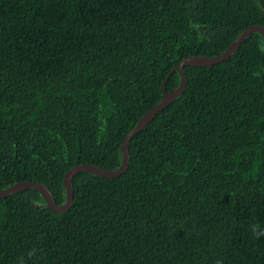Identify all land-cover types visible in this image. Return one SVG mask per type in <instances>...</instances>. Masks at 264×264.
<instances>
[{
  "label": "trees",
  "instance_id": "1",
  "mask_svg": "<svg viewBox=\"0 0 264 264\" xmlns=\"http://www.w3.org/2000/svg\"><path fill=\"white\" fill-rule=\"evenodd\" d=\"M264 0H0V189L79 163L114 169L124 134L188 55L220 54ZM127 143L123 173L72 177L64 212L0 198V264H264V54L249 34ZM38 249L36 257L27 253Z\"/></svg>",
  "mask_w": 264,
  "mask_h": 264
},
{
  "label": "water",
  "instance_id": "2",
  "mask_svg": "<svg viewBox=\"0 0 264 264\" xmlns=\"http://www.w3.org/2000/svg\"><path fill=\"white\" fill-rule=\"evenodd\" d=\"M259 33L262 40V52L264 54V27L260 25H249L244 27L236 38L224 49L223 52L214 56H202V55H188L181 59L178 64L170 71H176L179 76V82L176 87L168 91L163 90V85L168 78V74L162 80L160 88V99L150 107L143 115L139 117L136 123L124 134L121 144L120 152L121 158L119 165L114 169H104L92 164L79 163L65 171L62 178V186L64 188V201L62 204H56L53 200L52 194L46 188L45 185L34 181H19L9 186L0 189V198L9 194L24 190L33 189L37 191L43 199L44 206L53 212L66 211L72 201V177L78 172H87L89 174L100 176L104 178H112L120 175L124 172L128 164V152L127 143L130 138L145 128L149 121L155 116V114L166 107L172 102L178 95H180L184 89L186 76L183 71L184 66H209L217 62L223 61L229 57L243 42V40L251 33Z\"/></svg>",
  "mask_w": 264,
  "mask_h": 264
},
{
  "label": "clouds",
  "instance_id": "3",
  "mask_svg": "<svg viewBox=\"0 0 264 264\" xmlns=\"http://www.w3.org/2000/svg\"><path fill=\"white\" fill-rule=\"evenodd\" d=\"M248 231L254 240H259L261 238H264V223L258 221H252L248 225ZM37 253H38V249L34 248L27 253V258L31 259L33 257H36ZM19 264H27L26 259L24 257H21L19 260ZM216 264H223V261L221 259H217Z\"/></svg>",
  "mask_w": 264,
  "mask_h": 264
}]
</instances>
